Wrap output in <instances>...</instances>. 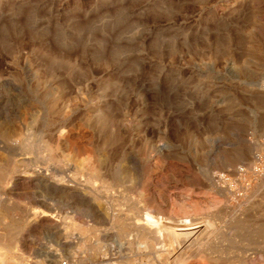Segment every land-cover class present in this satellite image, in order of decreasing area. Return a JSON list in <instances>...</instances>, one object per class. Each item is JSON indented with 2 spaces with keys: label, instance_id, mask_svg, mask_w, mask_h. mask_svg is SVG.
<instances>
[{
  "label": "rangeland",
  "instance_id": "obj_1",
  "mask_svg": "<svg viewBox=\"0 0 264 264\" xmlns=\"http://www.w3.org/2000/svg\"><path fill=\"white\" fill-rule=\"evenodd\" d=\"M142 260L264 264V0H0V264Z\"/></svg>",
  "mask_w": 264,
  "mask_h": 264
},
{
  "label": "bare ground",
  "instance_id": "obj_2",
  "mask_svg": "<svg viewBox=\"0 0 264 264\" xmlns=\"http://www.w3.org/2000/svg\"><path fill=\"white\" fill-rule=\"evenodd\" d=\"M69 141V140H68ZM55 148V147H54ZM56 149V148H55ZM33 150V149H32ZM33 153V152H32ZM70 154V153H69ZM53 155H55V154H53ZM25 157V156H24ZM55 157V156H54ZM61 157V156H60ZM27 158V157H26ZM62 158V157H61ZM64 163V162H63ZM59 168V167H58ZM22 170V169H21ZM38 171V170H37ZM16 172V171H15ZM14 173V172H13ZM26 173V172H25ZM12 175V174H11ZM22 177V176H21ZM24 177V176H23ZM21 180V179H20ZM42 180V179H41ZM47 180V179H46ZM24 182V181H23ZM49 182V181H48ZM30 184V183H29ZM41 184V183H40ZM65 186V185H64ZM75 191V190H74ZM23 197V196H22ZM25 197V196H24ZM150 200H151V198H150ZM198 205V204H197ZM156 208V207H155ZM175 208V207H174ZM201 208V207H200ZM134 209V208H133ZM136 209V208H135ZM157 209V208H156ZM176 209V208H175ZM196 209V208H195ZM174 210V209H173ZM197 210H198V208H197ZM197 210H196V212H197ZM202 210V209H201ZM176 211V210H175ZM173 212V211H172ZM186 213V212H185ZM184 213V214H185ZM195 213V212H194ZM175 214H176V212H175ZM174 214V215H175ZM180 213H178V215H179ZM177 215V216H178ZM188 215V214H187ZM190 215V214H189ZM192 215V214H191ZM183 216V215H182ZM182 216H180V217H182ZM185 216V215H184ZM39 217V216H38ZM43 219V218H42ZM47 219V218H46ZM124 222V221H123ZM154 225H156V222H152V218L150 217V216H148L147 217V222H146V224H145V227H142L141 229H140V233H142V232H146L147 230L149 231V229L151 228V227H153ZM138 226V225H137ZM181 229V231L182 230H185V232L184 233H181L171 244H170V246H169V248L167 249V251H169V252H173V251H176L175 253H178L177 251L179 250H184V249H186V247H188V245H191L193 242H194V239H193V236H194V233H192L191 231L190 232H188L187 231V228L186 227H182V228H180ZM147 231V232H148ZM152 233V232H151ZM130 234V233H129ZM22 235V234H21ZM138 236V235H137ZM185 237V238H184ZM25 238V237H24ZM184 238V239H183ZM171 239V238H170ZM68 240V239H67ZM142 240V239H141ZM21 241V240H20ZM25 241V240H24ZM170 243V242H169ZM23 244H24V242H23ZM26 244V243H25ZM120 245H122V244H120ZM23 246V245H22ZM116 247V246H115ZM120 248H122L121 246H120ZM117 251V250H116ZM127 251H131L130 253H131V255H133V256H141V255H148L149 254V248L147 247V245H145V246H143L142 244H137V245H135L134 247H132V248H130V247H127ZM186 251V250H185ZM106 252V251H105ZM114 252V251H113ZM112 252V255L114 254ZM184 252V251H183ZM106 254V253H105ZM131 255H129V254H126L124 257H123V260H125V259H127V258H129L128 256H131ZM144 261V262H143ZM75 262H76V260H75ZM121 263V262H120ZM61 264H62V262H61ZM111 264H119V263H111ZM135 264V263H134ZM137 264H149V263H147V261L145 262V260H142V262H138Z\"/></svg>",
  "mask_w": 264,
  "mask_h": 264
},
{
  "label": "built area",
  "instance_id": "obj_3",
  "mask_svg": "<svg viewBox=\"0 0 264 264\" xmlns=\"http://www.w3.org/2000/svg\"><path fill=\"white\" fill-rule=\"evenodd\" d=\"M62 264H70L69 261H63Z\"/></svg>",
  "mask_w": 264,
  "mask_h": 264
}]
</instances>
